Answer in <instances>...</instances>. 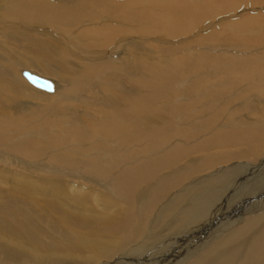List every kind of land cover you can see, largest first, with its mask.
<instances>
[{"label":"bare ground","instance_id":"obj_1","mask_svg":"<svg viewBox=\"0 0 264 264\" xmlns=\"http://www.w3.org/2000/svg\"><path fill=\"white\" fill-rule=\"evenodd\" d=\"M0 161V264H264V0H0Z\"/></svg>","mask_w":264,"mask_h":264},{"label":"rangeland","instance_id":"obj_2","mask_svg":"<svg viewBox=\"0 0 264 264\" xmlns=\"http://www.w3.org/2000/svg\"><path fill=\"white\" fill-rule=\"evenodd\" d=\"M259 4V3H258ZM258 4H255V5H251L252 7H250V9H252V8H255L256 9V7H259L260 5H258ZM257 5V6H256ZM246 8H249V6L248 7H244L243 9H237V11L235 10L234 12H230V14H227V15H230V16H233L232 18H230V19H234L235 20V18H237L238 17V14L239 13H241V12H244L245 10H246ZM239 10V11H238ZM248 11V10H247ZM247 11H245V12H247ZM239 12V13H238ZM164 12L162 11L161 12V14H163ZM238 13V14H237ZM235 15V16H234ZM219 17L217 18V16H214L212 19H208L206 22V24H203L202 26H200V27H197L191 34H188V35H185V36H178V37H174V38H171V39H177V40H183V41H185V40H189V42H193V40L194 39H201V38H203V35L205 34V33H207V32H210L212 29L211 28H213L211 25H213L214 23H216V24H219L220 23V19H222V22L223 21H225V19H223L222 18V16L224 17V16H226L225 14H221V15H218ZM216 17V18H215ZM219 19V20H218ZM210 20V21H209ZM211 22V23H210ZM207 24H209V26H208V28L206 29L205 27L207 26ZM205 25V26H204ZM220 25V24H219ZM209 27H210V29H209ZM208 30V31H207ZM196 33V34H195ZM203 33V34H202ZM198 34V35H197ZM202 34V35H201ZM206 35V34H205ZM195 36V37H194ZM200 36V37H199ZM190 37V38H189ZM191 37H192V39H191ZM191 39V40H190ZM196 41V40H195ZM194 41V42H195ZM23 72V71H22ZM50 77V76H49ZM54 78V77H53ZM56 79V78H55ZM57 80V79H56ZM32 84V83H31ZM33 85V84H32ZM46 93H48V92H46ZM251 116H253L252 114H251ZM2 161V160H1ZM0 161V165H2V166H4V167H9L10 169H13L14 170V168H15V164H12L13 162L11 161V162H9L8 164L7 163H3V162H1ZM205 233V232H204ZM188 239H191V238H188ZM188 241V240H187ZM186 240H184V241H182V242H178L174 247H176L175 248V251H179V252H181V250L183 251V250H185L187 247H189V242H187ZM185 244V245H184ZM187 244V245H186ZM184 245V246H183ZM185 246H187V247H185ZM185 247V248H184ZM179 248H180V250H179ZM182 248V249H181Z\"/></svg>","mask_w":264,"mask_h":264},{"label":"water","instance_id":"obj_3","mask_svg":"<svg viewBox=\"0 0 264 264\" xmlns=\"http://www.w3.org/2000/svg\"><path fill=\"white\" fill-rule=\"evenodd\" d=\"M24 74L33 85L47 91L53 90V86L50 83L49 79L32 74L31 72H24Z\"/></svg>","mask_w":264,"mask_h":264}]
</instances>
